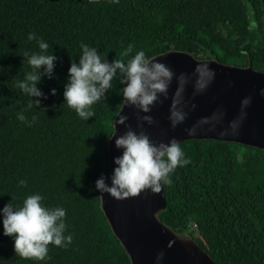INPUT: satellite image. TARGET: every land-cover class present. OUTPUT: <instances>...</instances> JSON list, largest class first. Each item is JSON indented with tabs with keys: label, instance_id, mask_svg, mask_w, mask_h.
<instances>
[{
	"label": "trees",
	"instance_id": "16d2710c",
	"mask_svg": "<svg viewBox=\"0 0 264 264\" xmlns=\"http://www.w3.org/2000/svg\"><path fill=\"white\" fill-rule=\"evenodd\" d=\"M29 33L57 57L53 78L38 84L48 98L32 108L15 87L30 70L22 54L38 51ZM81 42L109 62L140 50L147 58L181 50L264 72V0H0V209L11 197L20 205L40 194L44 206L66 210L65 235L73 237L66 248L49 245L43 261L22 259L0 218V264H130L95 190L109 174L107 141L123 103L122 85L112 81L87 122L63 104ZM20 112L36 122L19 121ZM180 146L191 163L162 184L167 206L161 220L187 231L217 264H264V150L212 139Z\"/></svg>",
	"mask_w": 264,
	"mask_h": 264
},
{
	"label": "water",
	"instance_id": "95a60500",
	"mask_svg": "<svg viewBox=\"0 0 264 264\" xmlns=\"http://www.w3.org/2000/svg\"><path fill=\"white\" fill-rule=\"evenodd\" d=\"M149 59L164 63L174 76L166 96L161 95L149 112L122 103L113 124L121 115L128 119L123 125L116 124L115 135L107 141L106 184H111L114 158L123 151L116 148L115 139L129 129L145 132L155 144L172 139L179 143L212 139L264 150L263 71L251 64L199 59L181 50H168ZM175 100H179L177 110L185 119L173 128L169 117ZM144 116H150L154 123L144 122ZM99 197L101 211L130 264H217L187 231H175L161 220L159 214L167 206L163 187L157 193L145 190L122 200L107 193H99Z\"/></svg>",
	"mask_w": 264,
	"mask_h": 264
},
{
	"label": "clouds",
	"instance_id": "9594fccd",
	"mask_svg": "<svg viewBox=\"0 0 264 264\" xmlns=\"http://www.w3.org/2000/svg\"><path fill=\"white\" fill-rule=\"evenodd\" d=\"M89 2L96 3L97 0ZM111 3H119V0H111ZM27 39L36 42L38 51L22 54L30 70L24 73L22 80L16 81L15 87L29 98L28 107L32 108L39 107L41 99L48 98L38 88V84L42 78H53L57 57L48 53L49 44L38 38L35 33H29ZM80 50L78 61H73L68 69L63 104L73 110L81 120L87 122L95 116L92 106L106 98L114 79H119L120 85L123 86L120 94L124 104L145 113L151 110V106L161 95L166 96L174 73L164 63L147 58L143 50L137 51L126 61L114 59L111 62L107 60L106 55L102 56L96 48L83 42L80 44ZM132 50L133 45L129 44L123 55L128 57ZM198 87L202 88L203 85ZM181 90L177 92V96ZM50 94L56 95V89H51ZM178 103L179 100L173 102L169 117L173 128L185 119V114L177 110ZM17 119L30 127L37 117L33 115L29 121L23 112H20ZM127 119V116H119L113 124L115 130L116 124L123 125ZM142 120L149 125L154 123L150 116H144ZM113 135L115 131L108 136L109 139ZM115 146L123 151L120 156L114 158L116 167L113 169L111 184H106L105 178L101 176L96 181L95 190L118 200L136 196L145 190L160 192L162 184L171 183L170 176L178 167L191 163L176 139L155 144L143 131L137 133L129 129L115 139ZM19 186L27 187L26 181L20 180ZM43 199L40 194H32L26 196L22 204L14 205L10 202L11 197L0 209L3 235L13 240L14 253L22 259L43 261L48 256L49 245L66 248L72 243V235H65L66 210L59 206L46 207L42 203Z\"/></svg>",
	"mask_w": 264,
	"mask_h": 264
}]
</instances>
